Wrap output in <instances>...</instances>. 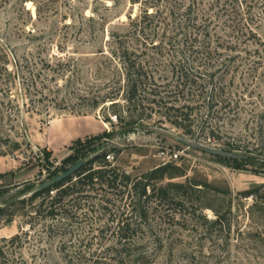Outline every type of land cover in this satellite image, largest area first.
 Masks as SVG:
<instances>
[{
	"label": "rangeland",
	"instance_id": "374dc122",
	"mask_svg": "<svg viewBox=\"0 0 264 264\" xmlns=\"http://www.w3.org/2000/svg\"><path fill=\"white\" fill-rule=\"evenodd\" d=\"M154 1L159 8L165 1L174 8L195 1L211 35L201 46L218 49L213 62L229 70L217 73L213 83L226 87L231 104H213L211 110L208 104H191L198 108L192 116L196 139L169 124L165 129L225 151L230 144L237 149L234 153L249 159L224 160L148 129H121L110 103L93 110L94 99L117 94L125 82L121 65L111 55L114 35L127 32L130 17L153 11ZM0 46L12 62L24 58L31 71L42 72L38 98L43 97L40 103L19 104L12 121L6 118L0 124V138L12 126L13 138L21 140L24 128L29 137V145L0 157V247L6 254L0 264H70L67 252L85 250L96 255L92 260L89 253L86 258L75 255L72 264H131L111 251L119 246L114 235L122 226L119 213L129 206L127 196L122 199L97 187L88 200L60 207L77 213L73 221L62 215L57 220L32 215L30 204L10 206L30 197L22 190L43 184L77 161L108 153L114 155L112 167L133 180L172 165L182 176L166 177L161 185L200 181L232 193L228 244L222 239L201 241L178 216L166 223L155 217L151 229L139 228V235L162 236L163 247L173 251L169 260L158 251L155 264H264V0H0ZM170 59L164 56V62ZM13 94L20 96L19 88ZM160 119L154 114L149 120L153 124ZM204 127L209 129L204 132ZM212 128L215 137L210 138ZM163 147L180 150L182 159L164 164L159 157ZM252 191L253 197L241 196ZM102 196L111 200L112 217L102 210ZM206 214L214 218L211 211ZM18 234L22 241L10 244ZM147 244L149 252L159 250L156 242Z\"/></svg>",
	"mask_w": 264,
	"mask_h": 264
},
{
	"label": "trees",
	"instance_id": "16d2710c",
	"mask_svg": "<svg viewBox=\"0 0 264 264\" xmlns=\"http://www.w3.org/2000/svg\"><path fill=\"white\" fill-rule=\"evenodd\" d=\"M174 7L171 2L165 1L164 6L159 8L158 3L154 1L151 6L153 11L146 9L143 16L134 20L130 17L127 32L122 36L114 35L111 55L121 65L125 82L117 94L100 100L94 99L93 110L102 106L105 109L104 104L110 103V109L119 121L121 129L147 130L158 126L165 129L164 125L169 124L183 131L184 135L196 139L195 120L192 116L198 108L191 104H208V110L214 107L213 104H231L230 98L225 94L226 87L213 83L217 73L223 69L225 73L229 70L228 66L213 62L218 49L201 46L211 35L207 32L208 26L201 23L196 2L193 1L188 6L181 3L179 8ZM167 54L171 55V59L164 62V56ZM10 65L13 66L12 69ZM41 76L42 72L35 73L30 70L24 58L12 62L7 50L0 46V124L6 118L12 121L16 110H20L19 104L41 102L43 97L38 98L42 95L39 87ZM199 80L206 83H200ZM18 88L20 96L18 94L14 96L13 93H17ZM20 99L23 103H20ZM121 104L126 106L123 107ZM154 114L161 119L151 124L149 119ZM145 116L148 118L144 119ZM14 128L12 126L0 138V143L3 141V145L8 146V150H3V146H0V157L29 145L27 128H24L25 134L21 140L11 136ZM208 129L202 128L204 132ZM214 131L213 128L209 130L210 138L215 137ZM17 135L20 137L19 133ZM227 149L229 152L237 150L230 144ZM105 157L104 154H99L88 161L74 176L54 188L34 194H32L34 187L22 190L20 193L29 192L30 197L10 206L30 204L34 210L32 215L51 220H57L62 215L73 221L77 213H73L69 208L61 211L60 207L88 200L91 193L98 190L97 187L101 190L106 189L107 192L122 199L127 196L130 198L129 206L124 207L119 213L118 222L122 226L116 236L114 235L119 246L115 250L112 248L111 251L122 259H130L131 264H155L158 251L162 252L166 260L173 254V251L163 247L162 236L154 233L147 235L146 232L138 234L139 228L151 229V222L156 220L155 217L166 223L174 222L178 216L182 219L181 222H189L188 227L192 234L200 236L201 241L215 242L216 239H222L228 244L232 231L231 192L222 191L200 181L188 186L178 183L161 185L166 177L178 173L182 176L179 168L172 165L158 167L133 180L130 175L112 167ZM220 159L241 162L249 158ZM254 193L245 192L241 196L249 198L253 197ZM95 196L97 197V194ZM104 203L105 206H102L104 214L112 217L113 210L109 208L111 200L106 198ZM208 210L213 213L214 218L210 219L207 216ZM89 212L90 209L85 211L84 216L87 217ZM176 222L180 223L179 220ZM149 240L156 242L159 250L149 252L147 250ZM20 241L22 236L18 234L8 242L15 245ZM88 253L89 260L96 255L90 250L89 252L85 250L79 253L67 252L66 256L72 264L75 255L86 258ZM5 255L3 248L0 247V258H5ZM190 255L194 257L196 254Z\"/></svg>",
	"mask_w": 264,
	"mask_h": 264
},
{
	"label": "water",
	"instance_id": "95a60500",
	"mask_svg": "<svg viewBox=\"0 0 264 264\" xmlns=\"http://www.w3.org/2000/svg\"><path fill=\"white\" fill-rule=\"evenodd\" d=\"M156 134L162 135L164 137L170 138L188 148L204 152L206 154H209L214 157H220V158H228V159H245L247 157L238 155L234 152L225 151L220 148H216L210 145L202 144L198 141L189 139L185 136L179 135L175 133L174 131L167 130L164 128H150L148 129ZM124 133L123 131H120V134ZM88 161L86 160H80L75 165L71 166L66 172H63L56 177L44 182L43 184L35 187L32 191V194L42 192L51 188H54L57 184L65 181L66 179L74 176L77 172H79Z\"/></svg>",
	"mask_w": 264,
	"mask_h": 264
},
{
	"label": "built area",
	"instance_id": "2783aa9c",
	"mask_svg": "<svg viewBox=\"0 0 264 264\" xmlns=\"http://www.w3.org/2000/svg\"><path fill=\"white\" fill-rule=\"evenodd\" d=\"M182 155L183 152L170 147H163L159 152V157L163 160L164 164L178 162L182 159ZM105 159L107 162L112 163L114 160L113 153H108ZM52 194H54V192H52Z\"/></svg>",
	"mask_w": 264,
	"mask_h": 264
}]
</instances>
